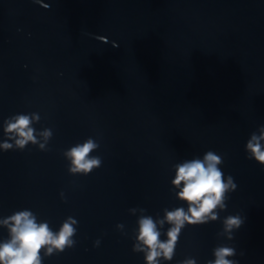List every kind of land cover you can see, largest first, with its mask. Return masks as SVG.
<instances>
[{"label": "water", "instance_id": "1", "mask_svg": "<svg viewBox=\"0 0 264 264\" xmlns=\"http://www.w3.org/2000/svg\"><path fill=\"white\" fill-rule=\"evenodd\" d=\"M30 113L53 135L46 151L0 150V218L28 209L53 231L77 220L75 245L43 264H145L129 209L186 208L173 165L209 150L237 188L161 264H207L221 245L264 264V166L245 151L264 126V0H0V142L5 119ZM89 137L102 164L72 175L63 152ZM237 214L233 239L219 235Z\"/></svg>", "mask_w": 264, "mask_h": 264}, {"label": "clouds", "instance_id": "2", "mask_svg": "<svg viewBox=\"0 0 264 264\" xmlns=\"http://www.w3.org/2000/svg\"><path fill=\"white\" fill-rule=\"evenodd\" d=\"M39 2V0H37ZM48 7V5H44ZM107 43L103 36L96 37ZM114 47H118L115 43ZM37 113L16 114L3 121L4 141L0 150H24L28 144L37 145L39 150L46 151L53 133L49 128L37 132L33 127L40 121ZM11 141V142H9ZM99 148L96 140L89 137L63 152L70 162L68 171L72 175H88L99 168L102 160L92 155ZM248 159H254L264 166V126L251 133L245 145ZM223 157L209 150L203 157L173 165L174 178L171 180L176 198L187 207L165 208L163 217L154 218L147 215L143 208H131L130 213H140L137 229L134 233L133 252L143 253L145 264H161V261H172L182 230L186 226H199L217 221L219 213L226 209L229 193L237 185L232 176L225 177L220 165ZM63 197V193H61ZM245 220L239 214L229 215L222 221L223 230L219 235L233 239L232 233L238 230ZM77 220L66 218L58 231H53L46 221H38L37 216L28 209L15 211L6 218H0V227L6 228L7 238L0 240V264H43L44 257L64 252L75 245ZM165 224L169 227L162 231ZM118 224V229H123ZM166 239H161V236ZM99 240L95 242L98 246ZM236 250L229 246H217L213 249L214 259L207 264H238L234 259ZM243 255V253H241ZM180 264H196L193 258H187Z\"/></svg>", "mask_w": 264, "mask_h": 264}]
</instances>
